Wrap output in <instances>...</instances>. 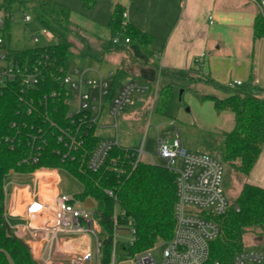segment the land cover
I'll return each instance as SVG.
<instances>
[{
  "label": "trees",
  "instance_id": "1",
  "mask_svg": "<svg viewBox=\"0 0 264 264\" xmlns=\"http://www.w3.org/2000/svg\"><path fill=\"white\" fill-rule=\"evenodd\" d=\"M30 1H37L39 21L43 27H48L55 33L58 42L13 49V55L19 61L39 57L51 61L43 90L35 98L41 99L44 93L54 90L59 94L44 104L35 101L34 113L21 117L29 125L21 129L13 147L7 142L0 143V264H38L31 252V246L16 234L5 214V178L11 171L27 174L35 170L64 168L82 183V189L77 194L84 199L91 197L97 203V217L102 225V264H109L112 260L115 209L119 212L121 223L127 224L134 231V240L127 248V255L133 256L172 238L176 224V173L166 165L158 163L139 161L135 164V149L121 145L109 152L98 170L87 167V160L102 137L96 133L95 126H86L83 121L68 114L67 94L55 76H62L69 70L68 56L73 44L66 38L65 33L71 22V9L58 0H5L1 7L14 12L15 4L25 6ZM124 12L125 7L118 4L112 17L114 29L125 32L130 38L126 49L135 56H140L142 48L147 47L149 57L152 49L151 34L136 26L124 24ZM9 23L10 20L7 28ZM254 26L255 32L264 36V15L261 12L257 15ZM151 66L158 68L155 63ZM120 76H114L110 94L114 92ZM171 90L172 86L168 85L160 91L157 98L158 110L166 109ZM227 90L229 94L224 98L209 96L218 112L229 109L235 113V127L223 132L216 144V151L221 154L226 167L224 186L228 184L232 174L240 181L248 177L264 145V96L256 93L252 81L248 85ZM18 100L19 94L16 90L4 95L0 110L1 134L15 133L10 127L13 120L21 119L17 115ZM53 122L74 130L81 124L80 132L84 142L80 148L72 151L75 159L63 158L58 153L59 149L65 152L68 147L58 140L57 132L60 131ZM39 126L44 128L42 134ZM32 144L41 145L40 160L37 163L23 161ZM218 220L222 229L220 235L211 243L207 264H234L236 254L247 248L244 235L248 232H264V187L245 181L236 204L219 216ZM123 257L121 255L120 259Z\"/></svg>",
  "mask_w": 264,
  "mask_h": 264
},
{
  "label": "built area",
  "instance_id": "2",
  "mask_svg": "<svg viewBox=\"0 0 264 264\" xmlns=\"http://www.w3.org/2000/svg\"><path fill=\"white\" fill-rule=\"evenodd\" d=\"M5 0H0V28L6 26L8 20L14 19V12L1 7ZM260 12L264 15V0H255ZM124 16L127 13L124 12ZM29 13L23 14L24 22L31 21ZM16 20V19H15ZM5 30L0 31V110L1 101L8 92L13 90L19 94L17 115L21 118L25 114H33L36 107L35 101L40 104L47 103L50 98L58 96L59 92L54 90L51 93H44V97L36 99L35 95L43 90L51 63L47 58L25 59L19 61L14 57V48L4 38ZM48 39L55 38V33L48 27H42L38 33H32V40L39 42L40 37ZM121 35L115 34L112 38L115 44L121 42ZM130 38L126 37L128 43ZM47 45V44H45ZM56 76L62 88L67 94L66 104L70 116L83 121L84 125L92 127L100 122L105 100L111 92V82L115 72L110 71L107 77L99 75L97 78L86 76V70L75 68L68 70L62 76ZM243 85L241 79L229 80L226 83L227 89H236ZM149 87L137 80H128L122 85L117 95L113 98L110 114L115 118V127L118 128L117 118L125 108L131 104L133 95L145 92ZM51 96V97H49ZM74 104V107L72 105ZM60 132H57L58 140L63 141L68 147L67 151L58 150L63 158L75 159L72 152L80 148L84 142L81 124L77 129H69L52 123ZM28 122L15 119L11 122L10 129L15 130L1 134L0 143L7 142L14 146V141L21 134V129L26 128ZM33 128V124L31 125ZM31 128V129H32ZM42 134L44 128L39 126ZM38 136H34L35 138ZM116 146H120L117 139L102 138L91 152L87 167L91 170H98L109 152ZM158 155L164 160L165 165L176 173L177 202L175 204L176 224L172 238L159 242L155 246L140 251L133 256L127 255V248L134 240L133 228L122 224L118 210L113 214V252L109 264H207L210 258L211 243L221 233L219 216L225 214L232 206L227 197L224 180L226 167L219 152H197L185 147L177 136L172 142L158 139ZM145 153L143 144L139 150H134L135 164L143 161ZM41 145L32 144L30 151L23 161L37 163L40 160ZM180 161L179 167L175 164ZM151 163L157 162L153 159ZM56 169L35 170L30 174L32 184H24L16 189L19 193L26 191L25 200L32 211L33 224L28 225L30 233L34 238L43 240L42 246L35 250L34 257L37 262L43 264H62L57 260L59 252L73 254L70 258L73 263L83 264L94 259V253L89 244L80 253L69 242L67 237L94 236L96 240L98 264L100 262V249L102 245V225L97 217L96 207L85 205V199L77 193L53 194V190L59 184L54 172ZM41 183L46 186L42 188ZM6 191V186H5ZM112 194V192H109ZM12 215L13 212H12ZM8 218V217H7ZM122 230H130L133 238L129 246L122 244L121 252L118 253V234ZM30 245V244H29ZM91 245V244H90ZM125 257L120 259V256ZM119 257L120 260L117 258ZM264 252L255 248H245L235 256L234 264H262ZM215 264H219L216 262Z\"/></svg>",
  "mask_w": 264,
  "mask_h": 264
},
{
  "label": "crops",
  "instance_id": "3",
  "mask_svg": "<svg viewBox=\"0 0 264 264\" xmlns=\"http://www.w3.org/2000/svg\"><path fill=\"white\" fill-rule=\"evenodd\" d=\"M118 4L123 5L127 13L124 24L151 34L152 49L149 57L143 59L147 66L132 65V60L128 62L116 53V50L128 46L125 32L115 30L112 25ZM80 5L84 13H81L77 22L80 26H76V29L87 61L109 67L106 74L93 69L98 74L89 77H107L110 71L121 75L114 92L105 100L100 119L110 114L113 98L128 80H137L149 87L143 93L134 94V103L129 104L136 120L144 116L150 107L155 109L158 94L164 87H183L182 92L189 107L185 108L186 104L180 106L178 117L189 119L190 123L199 121L200 128L214 130L219 135L235 127V113L229 109L218 112L209 96L226 97L229 94L226 83L233 79H241L243 85L252 81L256 93L264 96V36L255 32V19L260 12L255 0H79ZM69 7L73 21V11ZM82 30L90 35L89 39L83 38ZM115 34L122 37L119 44L112 40ZM137 56L142 60L141 55ZM123 63V68L119 70ZM152 63L157 64L158 68L152 67ZM126 70L132 77L126 76ZM137 102L139 104L136 106ZM202 111L208 113L207 118ZM176 133L181 143L189 148L179 129H176ZM143 148L145 150V142ZM53 175L60 180L58 170ZM245 181L264 187V145ZM18 186L14 185L9 196L6 188L7 217L8 220L10 216L23 220V224L12 226L30 244L35 257V250L42 246L43 240L34 238L28 229V225L33 224V214L24 198L26 191L19 193L16 189ZM57 187L53 190L55 195L60 193ZM65 241L80 253L91 243V238L67 237ZM69 261L74 264L71 258Z\"/></svg>",
  "mask_w": 264,
  "mask_h": 264
},
{
  "label": "rangeland",
  "instance_id": "4",
  "mask_svg": "<svg viewBox=\"0 0 264 264\" xmlns=\"http://www.w3.org/2000/svg\"><path fill=\"white\" fill-rule=\"evenodd\" d=\"M60 1V0H59ZM62 2L67 3L71 6L73 11V21L68 25V31L65 33V36L68 40L72 42V51L68 56V66L70 70L75 68H79L80 70L88 71L86 76H97L98 72L93 70H100L103 74L107 73L108 65L103 64L100 65L96 62L87 61L86 54L82 49L81 38L79 37V31L76 29V26H80L79 17H81V13H84L80 10L81 5L79 6V0H61ZM14 19L6 26H1L5 33L4 38L6 42L14 49H25L34 47L37 45H45V44H53L58 42V38L48 39L45 36H41L39 42H34L32 40V33H38L43 27L38 18V3L37 1L29 2L25 6H21L20 4L14 5ZM29 13L32 16L31 21L24 22L23 14ZM152 18V15H150ZM16 19V20H15ZM74 22V23H73ZM83 38L90 37L89 34H86L82 30ZM122 48V47H121ZM116 50V53L122 55V57L129 62L132 60V65L135 66H147V62L143 61L148 58V49L147 47H143L140 51L142 56V60L138 59V56H135L129 49ZM124 62V61H123ZM125 63V62H124ZM124 63L119 66V70H121L124 66ZM127 71V70H126ZM127 77H132V74L127 71ZM183 87L173 88L170 98L168 100V104L164 111L158 110V104L156 103L155 109L150 107L146 110L145 115L141 116L140 119L136 120L135 113H133V109L130 107L127 108V111H123L122 114L117 118L118 128L115 127V118L111 114L104 115L99 124L96 127V133L102 138H112L119 140V144L125 148H133L139 150L142 144L145 142V153L143 154V161L151 162L153 159L160 165H165L164 160L158 155L157 152V141L158 138L161 137L166 140H171L178 136L176 133V129H179L180 134L183 138H185L189 144V150L197 151V152H216V144L219 142L221 138L217 132L210 129L200 128L199 121H193L190 123L189 119L186 120L184 118L180 119L178 117V110L180 106H184L185 108L189 107L187 105L184 93L182 92ZM160 93V92H159ZM133 95V99H134ZM159 96V94H158ZM132 103L133 100H132ZM136 106L139 104L135 103ZM183 104V105H182ZM74 107V104L72 105ZM126 109V108H125ZM107 109L105 110L106 113ZM126 112V113H125ZM206 118L208 116L207 112ZM174 123L173 125L171 123ZM191 148V149H190ZM181 164L180 161H177L175 164L176 167H179ZM57 170V169H56ZM58 172L60 174V183L58 184L57 190L62 193L75 194L81 191L82 183L68 170L64 168H59ZM32 182V176L30 174L20 173L11 171L5 178V186L9 192L13 189L14 185H24L26 183ZM245 180L240 181L235 178L232 174L227 185H225V191L227 197L229 199V203L231 205H235L237 201V196L242 189L243 183ZM7 199V196H6ZM9 200V197H8ZM10 203V202H9ZM8 203V204H9ZM5 214L7 216L6 205H5ZM9 222L11 225L23 224V220L19 218H14L10 216ZM15 230V228H14ZM16 232V231H15ZM17 234V232H16ZM92 237L91 249L94 253V259L91 261H86L83 264H98V260L96 257L97 246L96 240L94 236ZM133 238V234L130 230H122L118 234V245L117 251L121 252L122 244L126 246L130 245V242ZM244 243L247 248H255L262 250L264 252V232H248L244 235ZM57 260H61L63 264H71L69 258L73 256V254H66L63 252H59ZM125 257V256H124ZM123 257V258H124ZM118 260L119 257L117 258ZM38 264H43L40 261ZM264 264V261L263 263Z\"/></svg>",
  "mask_w": 264,
  "mask_h": 264
},
{
  "label": "water",
  "instance_id": "5",
  "mask_svg": "<svg viewBox=\"0 0 264 264\" xmlns=\"http://www.w3.org/2000/svg\"><path fill=\"white\" fill-rule=\"evenodd\" d=\"M85 205L90 206V207H95L96 203L93 200V198L88 197V198L85 199Z\"/></svg>",
  "mask_w": 264,
  "mask_h": 264
},
{
  "label": "bare ground",
  "instance_id": "6",
  "mask_svg": "<svg viewBox=\"0 0 264 264\" xmlns=\"http://www.w3.org/2000/svg\"><path fill=\"white\" fill-rule=\"evenodd\" d=\"M41 185H42V188L44 189V188H45V187H44L45 185H44L43 183H41Z\"/></svg>",
  "mask_w": 264,
  "mask_h": 264
}]
</instances>
